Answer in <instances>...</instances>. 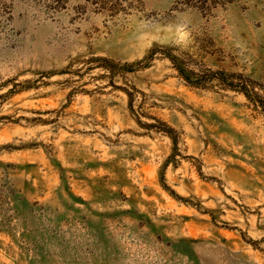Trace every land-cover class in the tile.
Instances as JSON below:
<instances>
[{
  "label": "rangeland",
  "instance_id": "rangeland-1",
  "mask_svg": "<svg viewBox=\"0 0 264 264\" xmlns=\"http://www.w3.org/2000/svg\"><path fill=\"white\" fill-rule=\"evenodd\" d=\"M0 264H264V0H0Z\"/></svg>",
  "mask_w": 264,
  "mask_h": 264
},
{
  "label": "trees",
  "instance_id": "trees-1",
  "mask_svg": "<svg viewBox=\"0 0 264 264\" xmlns=\"http://www.w3.org/2000/svg\"><path fill=\"white\" fill-rule=\"evenodd\" d=\"M172 60L175 61L174 58H172ZM175 65H176L177 68L179 69L180 73H181L183 76H185V78H186L190 83H195V84H199V83L201 84V83H202L201 80H200V78H197V79L193 78V77L196 76V74L191 76L192 73H191V72H188L186 69H184V68L181 66V64H179V63L176 62Z\"/></svg>",
  "mask_w": 264,
  "mask_h": 264
}]
</instances>
